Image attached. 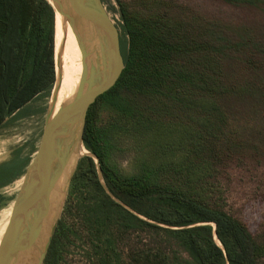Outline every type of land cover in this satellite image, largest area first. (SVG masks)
Here are the masks:
<instances>
[{
  "label": "trees",
  "instance_id": "1",
  "mask_svg": "<svg viewBox=\"0 0 264 264\" xmlns=\"http://www.w3.org/2000/svg\"><path fill=\"white\" fill-rule=\"evenodd\" d=\"M119 14L124 68L115 84L88 107L82 134L84 148L97 161L89 155L79 158L70 180V191L79 196L70 202L76 236L66 237L58 223L43 264H264V235L256 239L244 223L202 206L209 177L202 154L242 144L240 129L222 102L259 92L257 61L228 68L208 52L202 71H197L170 55L204 50L199 43H170L129 9L120 7ZM54 35V11L47 0H0V127L20 117L30 102L50 96L56 79L54 56L61 62L57 81L63 76ZM70 35L81 67L78 44ZM91 47L97 54L98 38ZM126 139L134 152L128 173L113 161ZM28 161L17 155L0 164V188L19 177ZM74 164L53 188V211L59 202L58 184L66 181ZM162 191L170 194L164 202L174 215L161 221L182 229L145 225L156 235L164 231L187 252V260L172 258L158 242L143 238L133 226L139 220L124 207L139 211V201ZM50 219L43 222L41 239ZM78 241L84 252H77L75 259L70 248Z\"/></svg>",
  "mask_w": 264,
  "mask_h": 264
},
{
  "label": "rangeland",
  "instance_id": "2",
  "mask_svg": "<svg viewBox=\"0 0 264 264\" xmlns=\"http://www.w3.org/2000/svg\"><path fill=\"white\" fill-rule=\"evenodd\" d=\"M101 1L110 24L119 31V34L121 25L119 8L124 7L137 14L141 23L163 32L165 40L170 43L181 42L189 47L199 43L204 50H184L170 55L173 61L191 64L197 71H202L208 52L217 55L228 68H234L241 63L243 67H246L249 59L257 61L256 74L260 82L259 92L251 98L241 99L229 96L222 102L223 107L240 129L242 144L234 148H214L202 154L206 167L204 170L209 172V177L204 182L206 196L202 206L212 210H222L233 222L244 223L256 239L263 236L264 0H236V2L234 0ZM86 45L89 50L87 64L96 66L100 63L101 53L98 51L95 54L89 48V42ZM189 47L188 49H191ZM106 55H108L107 52ZM60 64V60L54 56L55 86L64 82L63 76L57 81ZM52 93L53 91L47 98H37L30 102L22 110L20 117L0 127V164L10 161L17 155L29 157L24 172L11 183L0 188V239L4 234L13 204L21 192L25 176L30 171L36 156L45 120L52 113ZM72 97L66 99L61 105ZM124 142L122 146H119L122 149L115 151L113 161L122 172L128 173L132 169L134 152L130 140L126 139ZM80 145L83 146V143ZM90 154L84 148L66 181L58 184L55 195L59 202L54 211L52 207L50 208L47 219H51L47 233L40 241L41 246L46 243L52 226L56 224L55 232L60 222L66 235L63 234L69 239L75 238L70 202L78 199L79 196L70 191V180L79 158L84 155L90 156ZM167 199H171L170 194L162 191L156 196L139 201L137 203L139 211L134 209L132 211L140 222L136 221L133 226L143 238L158 242L170 257L187 260L190 258L187 252L176 242L169 240L164 231L160 230L159 235H156L153 227L145 225L149 224L172 231L182 229L161 221L165 217L174 215V210L164 202ZM199 224L213 226L210 223ZM192 226L195 225L187 227ZM213 238L217 245L221 246L214 234ZM70 250L71 253L74 252L72 254L76 257L75 259H79L77 252L80 250L84 252L80 241L76 242ZM32 261L33 257L26 260L20 257L17 264H30ZM74 264L77 263L74 262Z\"/></svg>",
  "mask_w": 264,
  "mask_h": 264
},
{
  "label": "water",
  "instance_id": "3",
  "mask_svg": "<svg viewBox=\"0 0 264 264\" xmlns=\"http://www.w3.org/2000/svg\"><path fill=\"white\" fill-rule=\"evenodd\" d=\"M47 1L54 11L55 33L59 15L62 25L67 24L75 37L81 54L82 72L73 97L45 120L36 156L0 239V264H17L20 257L23 260L33 257L30 264H43L56 224L52 226L44 246L40 245L42 225L52 205L53 188L69 158V153H60V144L76 128L78 132L74 143L82 144L88 107L97 96L115 84L124 68L119 31L110 24L101 0ZM98 37L101 43L100 63L88 65L89 50L86 43L89 42V48L93 50L91 44ZM54 89L55 84L52 91ZM90 156L96 160L92 154ZM211 224L214 226V223ZM213 234L217 239L215 232Z\"/></svg>",
  "mask_w": 264,
  "mask_h": 264
},
{
  "label": "bare ground",
  "instance_id": "4",
  "mask_svg": "<svg viewBox=\"0 0 264 264\" xmlns=\"http://www.w3.org/2000/svg\"><path fill=\"white\" fill-rule=\"evenodd\" d=\"M70 32L71 30L69 26H67V24L63 26L61 17L57 15L55 40L57 42L60 51L61 60L63 63L64 82L58 86H55V89L53 90L52 98H51L52 99L51 115H53L55 112L58 111L62 102H64L66 99L74 95L81 75L80 73L81 67L79 66V64L75 62L74 59V55H73L74 46L71 40ZM98 43H99V37H98ZM100 44H99V52L101 46ZM76 131L77 128L73 130V132H71V134L66 139H64L60 144V148H59L60 153L61 154L69 153V158L65 163V166L57 183L63 177V175L71 168L79 152L81 150L84 151V148L83 146L80 145V143L78 144L76 143L77 145H75L74 143L77 135Z\"/></svg>",
  "mask_w": 264,
  "mask_h": 264
}]
</instances>
